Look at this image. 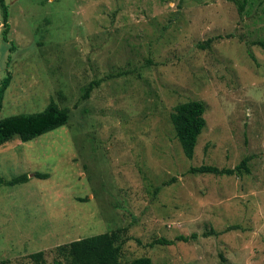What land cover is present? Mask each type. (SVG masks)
<instances>
[{
	"label": "rangeland",
	"instance_id": "obj_1",
	"mask_svg": "<svg viewBox=\"0 0 264 264\" xmlns=\"http://www.w3.org/2000/svg\"><path fill=\"white\" fill-rule=\"evenodd\" d=\"M5 1L0 119L53 99L69 120L0 146V178L28 177L0 185V264L117 229L120 264H264V0ZM191 100L206 126L187 159L170 114ZM245 157L240 177L188 172Z\"/></svg>",
	"mask_w": 264,
	"mask_h": 264
},
{
	"label": "trees",
	"instance_id": "obj_2",
	"mask_svg": "<svg viewBox=\"0 0 264 264\" xmlns=\"http://www.w3.org/2000/svg\"><path fill=\"white\" fill-rule=\"evenodd\" d=\"M238 12L241 14L248 0H233ZM0 9L2 12V29L0 37L5 42L8 41V33L10 29L8 6L5 0H0ZM211 40L207 41V44ZM264 49V42L256 41L253 43ZM6 73L0 79V107L2 97L5 90L11 83V73L6 69ZM91 84L85 91L84 98H87L92 90ZM205 105L200 101H187L174 106L170 114V121L174 131V135L179 143L183 155L187 159H192L197 139L202 130L206 126L204 119ZM69 110L60 107L53 99L48 103L46 108L39 113L17 114L10 117L0 119V146L9 143L13 139L20 142H30L48 132L60 128L68 123ZM249 158L245 157L234 168H218L215 166L201 165L199 167H191L188 172L190 174H211L215 176H236L240 177L243 173H248ZM38 178H47L48 175L34 174ZM175 179H172L173 182ZM28 181L26 174H22L4 180L0 178V185L15 186L24 184ZM168 182H163L161 187L167 186ZM156 188L155 191H158ZM122 229L95 235L92 237L74 240L68 244L58 246L55 249V258L50 264H120L119 250L121 242ZM177 240L187 242L188 238L178 237ZM155 243L170 245L171 242L164 240H156ZM30 264H47L43 252H36L29 255ZM129 264H152L148 257H140L134 259Z\"/></svg>",
	"mask_w": 264,
	"mask_h": 264
}]
</instances>
